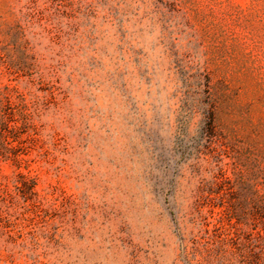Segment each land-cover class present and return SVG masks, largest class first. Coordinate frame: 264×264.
Masks as SVG:
<instances>
[{
	"label": "rangeland",
	"instance_id": "obj_1",
	"mask_svg": "<svg viewBox=\"0 0 264 264\" xmlns=\"http://www.w3.org/2000/svg\"><path fill=\"white\" fill-rule=\"evenodd\" d=\"M0 264H264V0H0Z\"/></svg>",
	"mask_w": 264,
	"mask_h": 264
}]
</instances>
